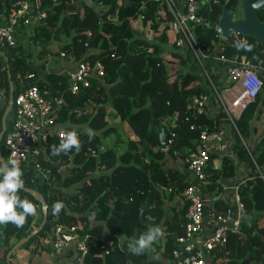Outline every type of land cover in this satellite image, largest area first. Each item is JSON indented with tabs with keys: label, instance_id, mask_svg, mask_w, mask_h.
<instances>
[{
	"label": "trees",
	"instance_id": "1",
	"mask_svg": "<svg viewBox=\"0 0 264 264\" xmlns=\"http://www.w3.org/2000/svg\"><path fill=\"white\" fill-rule=\"evenodd\" d=\"M142 1L102 0L99 4L98 0H40L45 16L30 29V42L37 46L44 45L39 53L52 52L59 55L63 51L70 59H86L93 63L100 61L105 66L103 76H92L90 85L81 86L76 93L70 92L68 77L63 74H47V83L38 79L37 68L29 59L31 53L24 51L21 44L8 49L0 48V89L3 95L2 105L0 104V129L9 96L8 63L14 98L22 88L37 84L44 96L54 104L52 115L55 125L77 132L73 123L84 120L93 129H103L107 136L117 131L126 134L124 127L132 131L131 134H126L127 140L121 151L117 147L123 140L120 134H116L110 136L112 145L97 155L87 151L90 142L83 133L80 135L83 146L79 153L73 150L67 155L53 156L51 148L58 145L60 139L53 138L47 142V157L42 158L41 162L42 167L50 172L48 178L38 179L32 168L23 170L25 186L35 187L44 194L48 218L43 229L18 249L32 246L33 252L37 251L39 238L51 223L63 222L76 225L79 233L88 235L87 264H164L160 259L149 257L148 253L133 256L127 252V239L138 238L149 228L147 224L141 223L138 212L143 196H149L153 189L150 184L147 193L145 186L139 185L143 181V175L147 177L155 166L163 171L162 160L168 151H176L179 157L185 158L198 148L199 132L204 125L210 123L206 115L196 113L193 98L199 92L209 93L212 89L199 72L201 69L190 50L193 56L191 62L195 69L200 70L197 72L189 68L184 50L175 44V34L170 25L171 14L158 1L145 0V7L141 9L144 19L134 21L138 15V5ZM14 2L15 0H0V19L3 13L6 14L15 7ZM222 4L235 9L238 0H200L202 22L194 25L193 32L201 52L206 55H224L230 59L246 58L257 66L264 65V43L240 33H232L225 39L217 33L215 27ZM259 17L264 20V11L259 12ZM237 39L247 40L253 46L252 50L238 51L234 46ZM87 40L89 42L85 44ZM173 63L177 64L172 70ZM205 65L208 67L206 63ZM30 72L35 73V79L27 77ZM259 74L262 79L259 92L240 111L234 122L230 121L236 139L232 147L234 156L247 162L249 166L247 175L236 184H239L238 191L244 212L250 214L251 222L245 234L230 233L224 244L210 249L212 264H264V72ZM210 76L218 91L231 85L225 82V85L220 86L217 75L210 72ZM60 97L63 101L56 103L54 98ZM147 102L154 109V129H158L161 124L169 128L168 138H172V143L166 149L160 148L156 137L147 135ZM79 111L83 113L82 118L75 117ZM9 119L7 118V122ZM99 139L97 134L94 142ZM1 152L7 158L4 136ZM142 154L149 155L151 165H145ZM218 157L222 160L221 168L216 167ZM115 163L118 164L117 167L113 168L110 175L108 173L107 178L117 186L118 192L114 206L108 213L110 204L103 201L108 194L106 184L102 182L103 177H91L90 174L102 164ZM234 165V157L227 152L218 149L211 152L205 167L208 188L215 187L216 180L221 175H233ZM54 176L62 180L64 189H76L77 193L66 200L62 198L61 191L53 192L51 178ZM187 185V182L180 183L176 191L182 193ZM218 191L219 189L215 190ZM90 194L93 196L92 200L98 197V203L90 207L100 208L99 214L106 219L109 234L116 235L118 232L124 235L121 247L114 244L113 248H108L106 239L97 237L94 230L88 229L82 206ZM20 196L37 205V215L27 217L23 227L0 225V264H7V251L42 219L39 202L26 191H22ZM57 201L65 203L69 212L65 208L59 216H53L51 208ZM186 207L187 201L184 210ZM212 207L221 214L228 209L221 199H214ZM184 210L180 212L181 217L176 219L185 221V216H182ZM52 217L55 219L51 221ZM173 228V240L167 245L166 255L163 256L165 259L172 258V245L177 246L176 237L183 231L177 226ZM14 258L15 253L11 256V264H18Z\"/></svg>",
	"mask_w": 264,
	"mask_h": 264
},
{
	"label": "built area",
	"instance_id": "2",
	"mask_svg": "<svg viewBox=\"0 0 264 264\" xmlns=\"http://www.w3.org/2000/svg\"><path fill=\"white\" fill-rule=\"evenodd\" d=\"M73 1V0H70ZM102 0H98L100 4ZM171 14V30L175 34V44L181 49L190 50L197 61L202 75L208 80V85L214 92L217 88L212 82L210 70L205 65L203 54L199 48V42L194 35V25L202 22L200 15V0H182L178 7L176 0H155ZM15 7L8 13H3L0 19V48L8 49L10 46L19 44L17 27H31L45 16L44 9L40 7V0H15ZM145 7V0L138 5V15L135 22L144 19L141 9ZM240 9V0L235 13ZM89 40L85 42L87 44ZM264 56V47L262 49ZM65 56L64 52H61ZM210 55V54H208ZM215 60H227L229 65L225 70V78L232 85L238 86V91L228 100L222 95V107L229 120L233 123L240 111L245 108L249 101L254 99L262 85L259 72H264V65L257 66L246 58H226L224 55H211ZM105 66L100 62H91L86 59L78 61L76 68L68 75L69 89L76 93L81 86H89L90 78L94 75L103 76ZM30 79H35L34 72L27 74ZM229 86L226 88L228 89ZM209 93L202 91L193 98V105L197 114L207 115ZM56 103L63 98H54ZM54 104L44 96L37 84H30L22 88L13 99L12 115L4 133V146L7 157L15 154L20 159L21 167L25 170L32 168L36 171L38 179H47L49 170L42 167L41 159L45 157L44 148L46 143L53 138L62 139L71 130L66 127H58L54 124L52 111ZM72 132V131H71ZM199 145L185 157L187 169L200 181H206L205 171L208 156L215 149H225L223 131L216 125L206 124L199 132ZM167 143H172V138H167ZM105 149L104 145H88L87 151L97 155ZM235 198L237 208H228L223 214L217 213L212 204L209 207V220L214 224L213 232L207 237L203 247H198L194 241L196 235L202 230L205 214L204 201L198 193L196 186L189 183L183 190V196L187 200L185 222L183 232L178 235L176 246L172 250L171 264H206L204 250H210L216 245L224 244L230 233H240V224L245 215L243 202L239 195V184L235 185ZM87 234L77 231L74 224L57 222L52 230L51 240L54 251L60 252L67 243L74 239L77 264H87L88 252ZM204 248V249H203ZM66 264V263H63Z\"/></svg>",
	"mask_w": 264,
	"mask_h": 264
},
{
	"label": "crops",
	"instance_id": "3",
	"mask_svg": "<svg viewBox=\"0 0 264 264\" xmlns=\"http://www.w3.org/2000/svg\"><path fill=\"white\" fill-rule=\"evenodd\" d=\"M176 3L178 7H181L182 0H176ZM30 29L31 27L24 26V27H17L16 30H17V37L19 39V44H21L24 51L26 52L29 51L31 53L29 59L32 65L37 68V78L40 79L42 82L47 83L46 82L48 80L47 74L49 73L63 74L64 76L68 77L69 76L68 74L76 68L78 60L70 59L67 56H62L61 55L62 51L60 52L59 55L54 54L52 52H46L45 54L44 53L40 54L39 51L44 48V45L37 46L30 42V33H31ZM184 52L189 68L196 70L198 72L200 69L199 68L195 69L196 68L195 65L193 66V63L191 62V57H193L192 54L189 52V50L186 49L184 50ZM211 55L213 54L204 56L205 63L208 65L209 67L208 69L210 70V72L214 75H217L218 81L220 82V86L225 85L224 84L225 82L230 83L225 78V70L229 65V62L227 60H213ZM139 65H141V63ZM191 65L193 67H190ZM109 71L111 72V68ZM199 72L201 73V70ZM226 88H222L220 91H218L219 94L213 91L209 92V99L207 105L208 113L206 116H207V121L210 123V125H216L224 133V139L226 145L223 151L227 152L229 155L234 157L235 160L234 174L231 176L221 175L216 180L217 185L212 189H210L207 186V180L206 181L198 180L192 174V172H190L187 169L184 160L185 158L179 157L176 151H172V152L168 151L164 159L162 160L161 167L163 171H159V166H155L153 172H149L147 177L143 175L142 177L143 181L139 185V187L144 185L147 193L149 192L150 184L153 189V193H151L149 196L145 194L140 202V209L143 207V210H142L141 218L139 217V212H138L139 220L141 221L142 224H147L149 227L154 225H159L164 231V236L155 242V244L153 245V250L150 253H148V256L152 258L160 259L163 261L164 264L171 263V259H172V258L165 259L163 256L166 255L165 251L167 245H169L173 240L171 237L172 234L175 232L173 227L177 226L183 229V224L185 222L183 221V219L180 220L176 219L181 217L180 212L184 210L187 201L183 196V192L181 193V191L179 192L176 191V187L179 186L180 183L182 182H187L188 184L193 183L196 186L198 193L200 194V196L204 201L205 214L203 219L202 230L196 235L194 239L198 247H203L205 240L214 230V224L209 220V214H208L209 207L214 199H221L223 203H225L228 206V208L234 210L233 213L236 212L235 209L237 208V202L235 198L234 187L240 178L247 175L249 166L247 165V162L238 160L234 156L232 147L234 146L236 139L233 130L231 128L230 120L221 104L222 103L221 96L224 95L225 98L229 100L233 96V94H235L238 91V86L231 84L228 89ZM2 102H3V95H2V90L0 89V104H2ZM11 115L12 112L10 110L8 112L7 118H10ZM75 117L82 118L83 113L79 111ZM73 125L75 128L78 129L77 133H79L80 135L83 133L84 126L89 127L84 120L75 122L73 123ZM160 127L155 130L157 131L160 130ZM93 130L98 134L100 139L99 141L95 140V142L93 139L90 142V144L92 145L102 144L105 146V148L112 145V140L110 139V136H116V134H120L121 139L123 140L121 142L123 143H120L121 145L117 147L118 151L119 150L121 151L123 149V144H125L127 140L126 134H131L132 132L129 128L124 127V130H126V134L117 131L111 134L110 136H107L104 135L103 129H93ZM47 145L48 144L46 143V146L44 148L45 157H47L46 155ZM139 147H141V144H139ZM154 150L156 149L154 148ZM141 156L146 166L151 165L152 161L149 155L142 154ZM218 158H219L218 161H221V163L220 165H218V161H217L216 167L221 168L222 160L220 157ZM117 165H118L117 163L113 165L102 164L96 167L94 172L90 174L91 177L99 178L101 175L103 177L102 182H105L106 184L105 189L108 193L103 198V201L110 204V206L108 207V213L111 211V209L114 206L115 195L118 192V188L116 185L111 184L110 180L107 177H108V173L110 175L113 168L117 167ZM64 167L65 166H63V168ZM92 184L93 182L91 181L90 185ZM51 187L53 188V192L61 191L62 198L66 200L70 199L71 196L75 195L78 191L72 188L64 189L62 186V180L56 178L55 176L51 178ZM132 187H134L133 184ZM216 189H219V191L215 192ZM140 192L143 193L142 190H140ZM84 195L86 196V194ZM92 197L93 196L90 194L87 200L84 201L82 206V214L86 217V221L88 223V229L94 230L96 232L97 237H100L101 239H106V246L108 248H113L114 244L121 247L122 242L125 239L124 235L118 234V232L116 235L115 233L111 235L109 234L107 221L99 214L100 208L95 207V209H92L90 207V206H95L98 203V197H95L93 200ZM93 211L96 213V217L94 220H90L89 214ZM185 211L186 210H184V212ZM66 212H69L67 207H66ZM103 212H104L103 209H101V214H103ZM182 216H185V213L182 214ZM54 219L55 218L52 217L51 221ZM250 222H251L250 214H245L240 224V233L243 232L242 234H245L248 231V226L250 225ZM55 224L56 223L52 222L49 229L45 231V234L39 238V247L37 251L33 252L32 246L25 249H16L17 251L16 250L14 251L15 253L14 261L18 264H63V263L77 264L75 259L76 258L75 238L71 239L60 252L54 251L51 240V234ZM175 247H173L172 245L171 249L173 250ZM204 253L206 256V264H212L210 257V250H204Z\"/></svg>",
	"mask_w": 264,
	"mask_h": 264
},
{
	"label": "clouds",
	"instance_id": "4",
	"mask_svg": "<svg viewBox=\"0 0 264 264\" xmlns=\"http://www.w3.org/2000/svg\"><path fill=\"white\" fill-rule=\"evenodd\" d=\"M234 46L238 51H251L252 45L247 40L237 39ZM83 134L87 135L88 142H91L96 132L87 126L83 128ZM83 141L77 132H68L58 145H53L51 154L59 156L67 155L75 150L80 152ZM25 189L24 170L21 167L20 159L15 154L7 158L0 157V225L13 224L16 227H23L27 217L37 215V205L31 200L22 198L20 193ZM66 205L57 201L52 205L51 214L59 216ZM47 210V209H45ZM96 213L89 214V219L94 220ZM164 236V231L159 225L150 226L138 238L127 239V252L133 256H141L150 253L156 241Z\"/></svg>",
	"mask_w": 264,
	"mask_h": 264
},
{
	"label": "water",
	"instance_id": "5",
	"mask_svg": "<svg viewBox=\"0 0 264 264\" xmlns=\"http://www.w3.org/2000/svg\"><path fill=\"white\" fill-rule=\"evenodd\" d=\"M264 11V0H240V9L236 14L234 9H229L225 4L221 5V14L216 24V31L222 38H228L232 33H240L255 38L260 43H264V20L259 17V12ZM3 53V52H2ZM7 63V58L5 57ZM7 73L9 79V96L7 106L3 112L0 129V157H3L1 152V141L7 128V115L12 109L14 99V88L11 80L10 68L7 63ZM149 109V122L147 124V135L156 137L162 149L168 147L167 138L169 128L161 124L160 130L154 129L155 113L149 102H147ZM221 161H218L220 165ZM24 191L30 193L33 198L39 202L42 209V219L38 225L24 237L18 239L6 253L7 264H11V256L19 246L28 241L37 232L43 229L48 218V205L46 203L44 194L35 187L25 186ZM47 209V210H45ZM143 207L139 211V217L142 216Z\"/></svg>",
	"mask_w": 264,
	"mask_h": 264
},
{
	"label": "rangeland",
	"instance_id": "6",
	"mask_svg": "<svg viewBox=\"0 0 264 264\" xmlns=\"http://www.w3.org/2000/svg\"><path fill=\"white\" fill-rule=\"evenodd\" d=\"M162 10L164 9L163 7L161 8ZM176 64L177 63H173L172 64V66H171V69L173 70V69H175V67H176ZM191 67H193L192 65H191ZM201 73H202V70H201ZM205 82H207L208 83V80H205ZM210 87V86H209ZM211 88V87H210ZM212 89V88H211ZM212 91H213V89H212ZM214 92V91H213ZM2 105V104H1Z\"/></svg>",
	"mask_w": 264,
	"mask_h": 264
}]
</instances>
